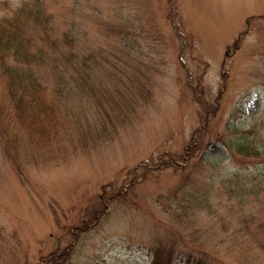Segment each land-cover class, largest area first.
I'll return each instance as SVG.
<instances>
[{
    "label": "rangeland",
    "instance_id": "374dc122",
    "mask_svg": "<svg viewBox=\"0 0 264 264\" xmlns=\"http://www.w3.org/2000/svg\"><path fill=\"white\" fill-rule=\"evenodd\" d=\"M24 1L49 105L0 69V264H264V0Z\"/></svg>",
    "mask_w": 264,
    "mask_h": 264
},
{
    "label": "trees",
    "instance_id": "16d2710c",
    "mask_svg": "<svg viewBox=\"0 0 264 264\" xmlns=\"http://www.w3.org/2000/svg\"><path fill=\"white\" fill-rule=\"evenodd\" d=\"M38 5L39 4L36 3L35 6ZM26 9H30V7L29 4L24 1L22 6L18 10H15L12 15L0 17V69L6 77L8 76L7 78L10 82L9 94H11L13 99L16 101L18 118L22 121L30 119L29 128L34 125L44 128V126H40L43 122L40 120L39 114H41L40 112L47 108L49 104H45V100L40 96L39 92L42 91L41 85L36 81V78L32 73L19 69V67H21L19 66V64H21L20 62L12 63L10 61L12 57H17L25 59L26 62L29 63V61L35 58V54H37V52L31 49L32 41L27 35L26 25L29 20L33 18L37 21L38 18L43 17L44 11L41 4L39 9H31L28 13L26 12ZM30 89L34 90V95L32 98H26L27 91L29 92ZM36 93L37 96L35 95ZM1 108L2 106L0 105V109ZM26 112H28L29 115L25 116L24 114ZM7 123L8 121H5V119L0 116V132L2 130V135L4 136L3 139L5 140V150L6 148L8 149V143L5 136L8 129ZM236 145L238 152L241 151L245 153L246 151L249 152L251 149V147H249L250 142L245 141V138L238 141ZM237 185H239L238 182H229L227 184L226 192L232 196L235 193L238 195L239 191L247 190L243 188L244 186L238 187ZM256 193H264V184H262V182L258 183ZM246 194L247 193L242 194L241 192V197H245ZM64 253L65 252L59 254L60 259L64 258ZM54 256L55 254L46 259L44 264H58L59 260H57ZM235 261L240 262V264H248L249 258H247V254L239 253Z\"/></svg>",
    "mask_w": 264,
    "mask_h": 264
}]
</instances>
